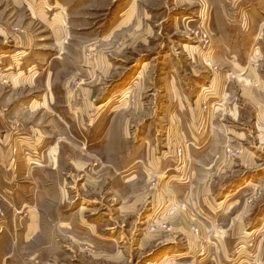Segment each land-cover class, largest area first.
Returning a JSON list of instances; mask_svg holds the SVG:
<instances>
[{"label": "rangeland", "instance_id": "obj_1", "mask_svg": "<svg viewBox=\"0 0 264 264\" xmlns=\"http://www.w3.org/2000/svg\"><path fill=\"white\" fill-rule=\"evenodd\" d=\"M133 1L129 22L119 27L132 0H115L89 20L97 31L87 32L68 28L71 10L54 0H0V76L10 75L0 77V139L7 140L1 169L28 171L14 185L13 206L0 207V264H264L257 114L232 89L234 81L227 109L210 110L213 103L204 100L217 92L205 81L234 74L215 64L216 42L236 17L242 24V12L254 34L264 32V0ZM39 12L62 21L52 26ZM52 57L41 79L55 74L48 96L80 108L74 114L53 113L54 98L43 112L29 106L43 95L29 90L40 70L26 68L44 69ZM19 58L24 69L7 73ZM201 94L199 113L193 105ZM235 103L238 121L229 114ZM229 128L249 134L245 145H232L229 138H242ZM246 147L258 151L250 167L241 165ZM195 172L203 180L214 173L209 196L219 213L209 215L206 195L199 200L190 192ZM162 192L181 196L166 194L163 207ZM183 216L193 223L183 224ZM202 223L214 233L204 238ZM192 245L200 258L179 255Z\"/></svg>", "mask_w": 264, "mask_h": 264}, {"label": "crops", "instance_id": "obj_2", "mask_svg": "<svg viewBox=\"0 0 264 264\" xmlns=\"http://www.w3.org/2000/svg\"><path fill=\"white\" fill-rule=\"evenodd\" d=\"M110 2H108V0H54L53 3L55 4H62L64 6V9H68L69 11L71 10V12L68 14V19H67V26L68 28L71 27H75V31H81V30H87V32L91 31H97V29H93L91 25H89V20H92L93 15H95L96 13H99L101 10L105 11V9H107V5L108 3H113L115 0H109ZM232 2H236V0H232ZM134 1L132 0V2L130 3L129 7L123 12L122 14V19H121V24L119 27L122 26V24L129 22L130 20H128V15H126L128 13V11H130V9L134 8L135 5ZM58 7V5H56ZM109 6V5H108ZM62 7V6H61ZM63 8V7H62ZM235 12H236V7H235ZM234 12V13H235ZM41 14V18L43 21L48 22V23H52V26H59L60 22L62 21V17H56L53 18V20L48 21L46 18V14H44V12H39ZM88 13H91V15L89 16ZM247 13V12H246ZM120 15V13H119ZM233 17V16H230ZM241 17L243 18V22L241 25H238V19L237 17L234 19L233 23L234 25L231 27H227L226 32L224 33L225 37L220 36V40H221V45L217 44L216 42V57L214 58L215 60V64L219 67H229L230 69L234 70V74H228L223 75V76H217L212 78V80L209 82L208 80L205 81L207 82V86L210 90H217V92H215L214 94H212L211 96H209L207 99H205L202 94L200 96L197 97V99L194 102L193 108L195 111H198L199 113L202 112L199 111V108L202 107L200 106V104H198L199 101H201L203 103L204 100L210 101V103L212 104L211 107H209L210 110H223L224 108L227 109L226 105H224V100H228L229 96H230V91L228 90V83L230 81H234L235 85L232 84V86L229 84V86L232 87H236L238 88L237 90H239L238 95L247 100V105L251 106L252 110L255 111V114H257L256 117V136H258V141L256 144V148L258 149L261 145L264 146L263 142L261 141V137L264 135V45L262 43H260L263 39H264V32L258 33V34H254L251 29L250 26L247 25L245 23L244 17H245V13H241L239 16V22H241ZM118 21L117 17L115 16L114 18V22ZM127 25V24H125ZM124 26V25H123ZM91 28V29H90ZM66 30V28L64 29ZM54 34V33H53ZM55 36V34H54ZM56 38V36H55ZM223 39V40H222ZM225 39V42H224ZM228 39V40H227ZM65 43H67V40L65 41ZM56 46H57V42H56ZM63 46V44H62ZM58 47V46H57ZM68 47H65V49H67ZM24 53L28 54L27 51H24ZM220 57H219V56ZM21 60V58H19ZM55 59V57H52L49 59L48 63L45 65L46 67L44 69L38 68V64L34 63V64H30L29 67H27V71L28 73L31 72H35L40 70V72H38V76L35 74L32 79H33V85L29 86L30 90V94H33L34 97H36L35 95H39L42 96V98H40V101L38 102L37 100H35L36 98L32 99L29 103V106L31 105L30 108H32V110H39L42 111L46 108H48L49 106L52 107L53 104V98L54 100L57 98L58 95H53L52 96H48V94H52L53 93V87H54V80H55V74L53 72H50L48 75H46V77H44V81H42L41 76L44 75L46 72V70H49V65L52 62V60ZM3 60V59H2ZM24 59L21 60V62L18 64H15V66H7L6 68V72L9 73L10 70H15V68L18 70H23L24 69V65L25 63ZM214 63V61H213ZM1 64H3V62L0 60V66ZM18 65V66H17ZM27 65V64H25ZM15 67V68H14ZM22 73V72H21ZM24 75V72H23ZM9 74H2L1 79L8 77L9 78ZM39 78L41 79L39 81ZM232 78V79H230ZM19 79V78H17ZM228 80V81H227ZM25 82H28L27 80H24ZM84 82V80H82ZM201 81V80H200ZM203 81V80H202ZM204 84V82H202ZM39 82V84H38ZM43 82V83H42ZM65 83L62 85V88L65 90V98H69V96H71L69 94L68 91V84ZM240 82V83H238ZM54 84V85H53ZM26 86V85H25ZM24 86V87H25ZM43 91V92H42ZM80 92L83 96L87 95L86 98L90 99L93 96V91L90 88H85V87H81ZM60 97L64 98V95H59ZM49 97V98H48ZM202 97L204 98V100L202 99ZM225 98V99H224ZM209 99V100H208ZM217 100V101H216ZM95 101V99L93 100ZM220 103H217V102ZM226 102V101H225ZM36 105H35V104ZM40 104V106H38V104ZM84 103V102H83ZM47 104V106H45ZM55 104H56V108L55 110H53V113H59V111H65V113H71L74 114V112H78L80 108H75V111H72L69 108V101H65V103L63 105H57V101L55 100ZM183 106V103H181ZM180 104V105H181ZM179 105V106H180ZM26 106V105H25ZM26 106V107H29ZM58 106V107H57ZM220 106V107H217ZM55 107V105H54ZM180 112H183L181 107L178 108ZM216 111H213L214 113H217ZM241 108L238 104H233V106L229 105V114L230 116H232V120L233 121H238V115L240 114ZM43 112V111H42ZM47 112V111H44ZM2 114V111L0 110V116ZM223 115H226V113H222ZM236 115V116H235ZM235 116V117H234ZM71 119L73 120V117H71ZM56 121V119H55ZM262 126V127H261ZM262 129V132L260 131ZM229 131L233 132L232 136H234L233 134H237L241 137L238 138H242V139H235L234 137L229 138L232 142V145H236L234 143H237L238 145H245V142L243 141L246 137L248 138L247 132L244 131H236V130H232L229 128ZM237 138V137H236ZM6 138H1L0 139V207L4 208V209H8L9 206L12 207L14 204V198L13 195L15 192L19 191V189H15V184L19 183L18 179L19 176L22 175H26V171L27 169H22V170H17L16 168L10 169L11 165L10 164V168L8 169V171H3L1 169V167H4L3 165H6V159L4 158L5 155L2 154L3 150L1 148V146H5V144L7 145V140L5 141ZM241 140V141H240ZM28 142V141H23V143ZM101 146V145H100ZM236 147V146H235ZM248 153L245 154V156H243L242 160H241V165H245L247 167L253 166V164L256 162V159L253 158V156L258 152L257 150H255L254 148L251 149V147L248 149L246 147ZM251 149V150H250ZM249 150L251 151V154H249ZM258 154V153H257ZM253 155V156H252ZM5 168V167H4ZM235 172L237 170H234ZM227 171H224L222 174H226ZM230 173V172H228ZM198 173H194V182H192L190 185H192V190L190 191L191 193H193V195H195L196 197H199V200L201 198V195H206V197H204V200L206 199L207 203L210 204L206 207L207 213L209 215H215V213H219V209L217 208V203L216 206L214 204H212V199L210 198V194L212 192V181L214 178V173H208L206 172V176L204 177V180L202 178V176H197ZM234 174V173H232ZM162 178H164V176H162ZM18 188H20V186H17ZM184 188H188L190 190L189 187L184 186ZM166 194L168 195V193L166 192ZM164 192H162L160 195V198L163 204V207H165V200L169 199L167 197ZM169 197H171L174 201H178L176 198L180 197L181 195H176V197L174 195H168ZM195 197V198H196ZM21 199L18 200V202H23L24 197H20ZM23 199V200H22ZM25 203L26 200H25ZM210 206V207H209ZM34 209V207H32ZM32 210V209H31ZM165 211V210H164ZM175 214H170L169 218L174 217ZM185 216V215H184ZM181 217L183 218L181 220V222L185 225H187L188 223H193V221H190L189 219H187L186 217ZM177 217V215H176ZM217 218V216H216ZM35 222V229L37 228V222L34 220ZM203 224V223H202ZM203 229H204V238H206L207 233H214V231L212 230H208L204 224L202 225ZM184 230V228H182V231ZM30 231V229H29ZM28 231V232H29ZM181 231V232H182ZM27 232V234H28ZM36 232V231H35ZM216 234V233H215ZM181 236V235H180ZM183 237H186L187 240H190L193 236L192 234H190V232H186L184 231V234L182 235ZM181 236V237H182ZM202 237V238H203ZM193 247H189L188 250L183 253V252H179L180 256H186L188 254H192L195 258H200L199 253H194L192 251H196L197 250V246L196 245H192ZM192 249V250H191ZM180 251V250H178ZM181 253V254H180ZM205 254V253H202ZM224 258H226V255H223ZM183 258V257H181ZM204 259H199V261L202 263Z\"/></svg>", "mask_w": 264, "mask_h": 264}, {"label": "bare ground", "instance_id": "obj_3", "mask_svg": "<svg viewBox=\"0 0 264 264\" xmlns=\"http://www.w3.org/2000/svg\"><path fill=\"white\" fill-rule=\"evenodd\" d=\"M251 183V182H250Z\"/></svg>", "mask_w": 264, "mask_h": 264}]
</instances>
